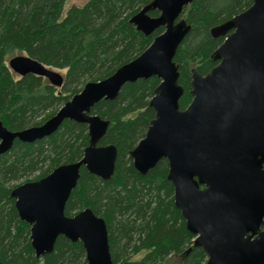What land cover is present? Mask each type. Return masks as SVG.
Wrapping results in <instances>:
<instances>
[{"label":"water","instance_id":"water-1","mask_svg":"<svg viewBox=\"0 0 264 264\" xmlns=\"http://www.w3.org/2000/svg\"><path fill=\"white\" fill-rule=\"evenodd\" d=\"M192 2L146 4L130 22L145 35L160 27L163 32L109 77L86 83L42 124L12 131L0 120V155L16 140L52 135L67 120L88 126L89 142L80 160L10 191L20 219L31 225L38 258L52 253L64 236L83 244L87 264H115L105 219L89 207L70 216L65 207L83 168L103 180L115 172L116 145L99 143L110 121L92 114L94 105L114 100L126 83L157 76L161 82L149 102L154 118L130 151L134 168L145 175L167 160L175 206L195 236L194 245L205 251V264H264V0H254L211 29L214 37L224 38L211 55L217 64L205 75L192 70V101L181 109L184 88L174 57L192 28L182 17ZM152 10L159 14L151 16ZM8 65L21 77L34 74L54 86L63 84L62 74L28 55L12 56Z\"/></svg>","mask_w":264,"mask_h":264},{"label":"trees","instance_id":"trees-1","mask_svg":"<svg viewBox=\"0 0 264 264\" xmlns=\"http://www.w3.org/2000/svg\"><path fill=\"white\" fill-rule=\"evenodd\" d=\"M152 0H89L71 6L66 0H0V120L12 131L40 125L52 117L89 81L112 75L140 55L163 32L145 35L130 22ZM254 0H193L184 17L192 28L178 47L179 105L192 101V70L207 74L216 64L211 57L223 42L211 29L249 8ZM157 16L158 10L149 12ZM28 55L57 69H66L56 87L42 76L16 77L8 65L15 53ZM161 80L157 76L122 86L114 100L103 99L92 114L109 120L101 145L118 149L115 172L103 180L85 168L66 207L67 215L91 208L107 224L115 264H167L172 255L187 252L182 264H205L203 248L194 245L174 203L167 179L168 162L160 160L147 174L133 166L130 151L145 136L155 111L149 102ZM86 124L67 120L52 135L34 142L16 140L0 155V261L5 264H87L83 244L58 237L54 251L38 258L31 244V225L22 221L10 191L15 183L37 180L56 167L83 157L88 145ZM143 251L140 258L136 253Z\"/></svg>","mask_w":264,"mask_h":264},{"label":"rangeland","instance_id":"rangeland-1","mask_svg":"<svg viewBox=\"0 0 264 264\" xmlns=\"http://www.w3.org/2000/svg\"><path fill=\"white\" fill-rule=\"evenodd\" d=\"M87 1L89 0H66L65 6H64V11H63V16L65 15L66 11L71 7V6H83L85 3H87ZM21 54V52H17L15 53V55H19ZM9 60V59H8ZM51 68V67H50ZM53 70L59 72L60 74H62L63 76L66 74V69H57V68H52ZM16 77H19V74H16ZM57 87V86H56ZM60 87V86H58ZM19 184H21V182H19ZM15 185H18V182L15 183ZM143 251L140 253H136L133 258L134 259H138L142 256ZM187 252H183L181 254L178 255H172L169 257L167 264H182L183 260L186 257ZM206 263V262H205Z\"/></svg>","mask_w":264,"mask_h":264},{"label":"flooded vegetation","instance_id":"flooded-vegetation-1","mask_svg":"<svg viewBox=\"0 0 264 264\" xmlns=\"http://www.w3.org/2000/svg\"><path fill=\"white\" fill-rule=\"evenodd\" d=\"M182 214V213H181ZM183 217V216H182ZM184 219V218H183ZM185 220V219H184ZM262 229H264V224L262 225Z\"/></svg>","mask_w":264,"mask_h":264}]
</instances>
